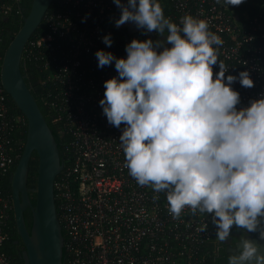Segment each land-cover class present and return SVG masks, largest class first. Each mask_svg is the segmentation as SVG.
Segmentation results:
<instances>
[{"label": "built area", "instance_id": "built-area-1", "mask_svg": "<svg viewBox=\"0 0 264 264\" xmlns=\"http://www.w3.org/2000/svg\"><path fill=\"white\" fill-rule=\"evenodd\" d=\"M169 1L173 22L191 14L206 19L210 30L221 36L218 56L230 74L251 70L254 87L244 88L238 81L233 85L241 95L238 107L260 98L264 16H250L216 0ZM9 9L0 0V12ZM116 13L113 0H55L43 19L46 33L29 40L23 52L25 62L39 74L40 100L63 138L65 161L54 182V203L64 264H213L221 243L215 239L216 226L207 214L188 208L173 219L164 192L138 185L125 166L121 129L102 114L104 81L117 72L114 64L98 68L95 52L126 56L116 34ZM108 33L111 46L102 41ZM10 100L0 84V264H13L1 252L13 211L3 181L19 160L21 140L14 133L27 127L24 116L11 110ZM205 222L208 230L200 233L197 229ZM241 230L233 226L232 233Z\"/></svg>", "mask_w": 264, "mask_h": 264}, {"label": "clouds", "instance_id": "clouds-1", "mask_svg": "<svg viewBox=\"0 0 264 264\" xmlns=\"http://www.w3.org/2000/svg\"><path fill=\"white\" fill-rule=\"evenodd\" d=\"M113 2L120 9L116 27L130 22L141 35L160 37L133 38L125 57L95 52L98 68L114 64L117 72L104 81L99 105L121 129L129 175L164 192L173 219L186 208L207 214L218 242L229 243L233 226L242 229L227 264H264V244L248 236L264 241V94L238 107L233 87H254L251 70L229 73L218 56L224 41L206 19L185 14L173 22L160 0ZM244 2L216 0L227 7ZM102 41L111 46V33ZM207 230V222L197 229Z\"/></svg>", "mask_w": 264, "mask_h": 264}, {"label": "water", "instance_id": "water-1", "mask_svg": "<svg viewBox=\"0 0 264 264\" xmlns=\"http://www.w3.org/2000/svg\"><path fill=\"white\" fill-rule=\"evenodd\" d=\"M54 0H31L22 24L5 49L0 84L27 124L25 142L11 178V199L17 234L24 247V264H64L63 235L54 203V182L62 161L53 133L21 70L26 44L41 25ZM128 43L131 41L125 36ZM37 155L34 203L27 186L32 154ZM30 212V229L24 212ZM258 243V241H256Z\"/></svg>", "mask_w": 264, "mask_h": 264}, {"label": "trees", "instance_id": "trees-1", "mask_svg": "<svg viewBox=\"0 0 264 264\" xmlns=\"http://www.w3.org/2000/svg\"><path fill=\"white\" fill-rule=\"evenodd\" d=\"M3 1L5 2L6 5L10 7V9L5 14L0 12V65L2 62L5 49L7 48L8 44L10 43L11 39L13 38L17 30L20 28L22 21H23V17L26 16L29 11L30 2H31V0H3ZM160 2L165 11V15L169 17V15L172 12L171 2L169 0H160ZM54 3H55V0L51 4V7L52 5H54ZM237 7L241 12H245L250 16H254L257 14H262L264 16V0H245L243 4ZM45 33H46V30L44 27V21H42L41 25L36 30V32L34 33V35L32 36L30 40L35 39L39 36H43ZM28 65L29 64L25 62L24 60V54H23V58L21 61V70H22V73L25 75V81L27 85L29 86L35 100L37 101L41 109L43 116L45 117V120L47 121L49 128L51 129L53 133L55 141L58 145V150L60 153L61 161L64 162L65 156H64L63 149H62L63 138L59 136L57 132V127L52 123L51 114L43 106L40 100L41 86L38 83L39 74L34 69V67H30ZM9 104H10L9 106L11 110L13 111V113L22 115L18 111V109L15 107L12 100L9 101ZM26 128L27 127L25 126L22 130L15 131L14 133V136L21 140V149L18 152L19 158L22 153L23 145L25 142ZM37 164H38L37 155L33 153L29 161L28 179H27L29 196H30L32 203H34L35 195L33 192H31V189L35 188ZM14 169L15 167L10 172V174L4 178V181H3V188L10 197H11V178H12ZM24 219H25L27 228L30 229L31 219H30V213L28 210L24 212ZM6 230L8 233V239L4 242L3 246L1 247V252H3L6 256H8L10 261L13 264H24V262L22 260H19L18 258V255L23 245L17 234L16 224L14 220V211H12L11 220L8 222ZM241 233H243V230L234 231L232 233L233 240H239Z\"/></svg>", "mask_w": 264, "mask_h": 264}, {"label": "flooded vegetation", "instance_id": "flooded-vegetation-1", "mask_svg": "<svg viewBox=\"0 0 264 264\" xmlns=\"http://www.w3.org/2000/svg\"><path fill=\"white\" fill-rule=\"evenodd\" d=\"M125 2H126V0H125ZM164 14H165V11H164ZM119 16H120V9L117 7V13L115 15V19L119 18ZM116 34L121 38V43H122L124 50H125V45L128 43V41L125 37L126 35H128L130 40H132L133 38H138L141 40L146 39L148 37H151L154 40L160 38V37H157V34L155 32L147 33L146 35H141V32L130 22H126L125 24L121 25L120 27H117ZM33 190L34 189H31V192ZM248 236L250 239H252L254 241H258V243L264 244V241H260L258 239L257 234L249 233ZM238 241L239 240H233V237H232L230 239L229 243H220L219 246L217 247L215 253L213 254V257H212L213 264H227L228 254L230 251H233L231 246H235L236 242H238ZM23 253H24V247L21 248V251L18 255L19 260L23 261Z\"/></svg>", "mask_w": 264, "mask_h": 264}, {"label": "crops", "instance_id": "crops-1", "mask_svg": "<svg viewBox=\"0 0 264 264\" xmlns=\"http://www.w3.org/2000/svg\"><path fill=\"white\" fill-rule=\"evenodd\" d=\"M254 234H257V233H254ZM258 235V234H257Z\"/></svg>", "mask_w": 264, "mask_h": 264}]
</instances>
